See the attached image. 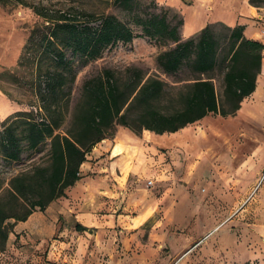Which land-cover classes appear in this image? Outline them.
Instances as JSON below:
<instances>
[{"label": "rangeland", "instance_id": "rangeland-1", "mask_svg": "<svg viewBox=\"0 0 264 264\" xmlns=\"http://www.w3.org/2000/svg\"><path fill=\"white\" fill-rule=\"evenodd\" d=\"M27 1L55 19L77 16L78 24L89 21V14H114L136 34L142 30L135 13L166 11L172 23L183 20L179 27L183 38L210 23L216 24L217 33H225L220 24H227L229 16L242 15L244 6L253 14L255 7L264 6V0H136L129 6L116 0ZM50 26L28 6L14 0L0 4V99L4 101L0 130L10 114L38 103L42 75L57 69L44 40ZM171 44L135 37L106 49L86 65L75 58L76 78L70 83L67 74L62 92V101L69 100L65 126L84 80L102 68L124 72L134 65L169 82L190 77L187 70L178 77L168 75L159 65V54ZM56 45L72 58L70 48L58 41ZM214 83L221 95V77ZM257 86L233 115L211 113L175 133L142 131L140 145L146 148L130 154L126 165L133 162L139 170L122 185L120 196H108L115 202L89 199L92 207H98L97 227L76 230L70 199L55 202L47 211L36 209L13 226L0 250V264H264V81L257 79ZM48 153L49 145L42 144L26 149L20 161H8L0 154V175L8 181L10 175L46 160ZM80 200L86 201L76 199ZM105 213L116 214V222L103 226L99 216Z\"/></svg>", "mask_w": 264, "mask_h": 264}, {"label": "trees", "instance_id": "trees-1", "mask_svg": "<svg viewBox=\"0 0 264 264\" xmlns=\"http://www.w3.org/2000/svg\"><path fill=\"white\" fill-rule=\"evenodd\" d=\"M10 1L0 0V4L5 6ZM14 1L50 21L52 26L44 40L50 44L57 69L42 75L37 104L15 111L1 123L3 158L20 161L26 149H38L42 144L49 145V153L46 160L10 175L8 181L0 175V250L15 223L67 195V189L81 178L80 168L88 154L99 142L113 138L117 126L138 135L144 130L156 134L176 132L211 113L235 114L243 100L256 90L264 43L246 37L243 25L221 23L226 32L217 33L216 24L210 23L197 34L183 38L179 32L182 19L174 24L166 11L147 16L135 13L142 30L136 34L114 14H89V21L78 24L77 16L64 14L55 19L37 4ZM116 1L123 6L136 2ZM91 20L98 24L93 25ZM144 36L172 43L158 56L164 73L178 77L187 70L190 77L169 82L158 75H146L134 65L127 66L124 72L102 68L84 80L65 126L69 100L62 101V92L68 83L67 74L70 83L76 78L75 58L86 65L100 58L106 49ZM57 41L70 48L72 58L66 57ZM217 76L222 79L221 95L214 83ZM75 228L87 229L81 223H76Z\"/></svg>", "mask_w": 264, "mask_h": 264}, {"label": "crops", "instance_id": "crops-1", "mask_svg": "<svg viewBox=\"0 0 264 264\" xmlns=\"http://www.w3.org/2000/svg\"><path fill=\"white\" fill-rule=\"evenodd\" d=\"M255 9L256 13L253 14L251 8L244 6V13L242 15L238 13L235 18L231 15L225 20L227 24L231 26L243 25L244 35L246 37L264 43V39L261 36L264 24L257 19V15L262 11L258 10L257 7H255ZM262 69L263 71L259 74L258 81H264V55ZM257 88L258 86L253 93L257 91ZM2 102L4 101L0 99V103ZM140 143L141 139L138 134L127 127L120 126L112 140L104 139L98 143V147H94V150L90 152L87 156V160L81 165V178L67 189V195L52 201L45 210H49L57 201L62 203L70 199V201L73 200L74 202V204L70 206V212L77 223H81L83 222L82 220H85L88 223H81L82 225L97 227L99 225L96 223L98 220V214H96L98 207H92L89 199L95 196L99 201L100 199H104V201L115 202L111 197H109V200L108 196L119 197L122 193V185H127V182L130 180L129 178L135 176L134 172H138L139 170L138 165H134L133 162L130 164V167L126 165L130 154H133L135 150H143L146 148L143 144L140 145ZM95 150H97L98 153H95ZM104 153H106V155H103ZM130 193H134V191ZM79 197L85 198L86 201L84 203L82 200L76 201ZM96 206L98 205L96 204ZM63 211H66V209ZM114 211H116V209ZM143 213L144 211H142V217L146 215H143ZM103 219L105 221L103 226H110L116 222V214H102L101 217L99 216V220L103 221ZM55 221L57 222L58 218H55Z\"/></svg>", "mask_w": 264, "mask_h": 264}, {"label": "built area", "instance_id": "built-area-1", "mask_svg": "<svg viewBox=\"0 0 264 264\" xmlns=\"http://www.w3.org/2000/svg\"><path fill=\"white\" fill-rule=\"evenodd\" d=\"M258 10L262 11L260 14L257 15L258 21L263 22L264 24V6H257ZM261 36L264 39V29L261 31Z\"/></svg>", "mask_w": 264, "mask_h": 264}, {"label": "bare ground", "instance_id": "bare-ground-1", "mask_svg": "<svg viewBox=\"0 0 264 264\" xmlns=\"http://www.w3.org/2000/svg\"><path fill=\"white\" fill-rule=\"evenodd\" d=\"M217 227H218V226H217ZM217 227H215L214 230L217 229Z\"/></svg>", "mask_w": 264, "mask_h": 264}]
</instances>
